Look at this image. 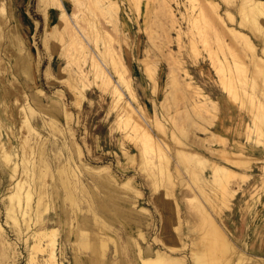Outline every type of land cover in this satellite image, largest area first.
<instances>
[{
  "label": "rangeland",
  "instance_id": "1",
  "mask_svg": "<svg viewBox=\"0 0 264 264\" xmlns=\"http://www.w3.org/2000/svg\"><path fill=\"white\" fill-rule=\"evenodd\" d=\"M209 3L0 0V264L43 260L31 236L36 219L28 228L18 208L13 219L7 216V194L19 173L33 192L45 186L40 211L58 229L65 264H112L116 258L118 264H141V247L154 252L144 257L162 251L175 258L157 264H242V251L264 264L258 256L264 253V17L251 20L249 0ZM20 8L26 35L14 23ZM214 9L252 38L262 63L255 67L245 34L230 39ZM64 11L82 39L65 25ZM22 56L32 63L37 58L38 69L20 68ZM97 65L112 83L95 73ZM125 100L152 137L124 119ZM246 146L258 155L247 153L243 166L228 160ZM4 147L14 149L20 164L14 175ZM62 164L91 190L87 195L78 188L74 205L65 198ZM215 164L234 171L220 176ZM238 208L245 217L240 236ZM217 227L230 237L229 250L215 235ZM80 228L106 238L104 259L82 247ZM239 237L258 240L260 248L245 249Z\"/></svg>",
  "mask_w": 264,
  "mask_h": 264
},
{
  "label": "bare ground",
  "instance_id": "2",
  "mask_svg": "<svg viewBox=\"0 0 264 264\" xmlns=\"http://www.w3.org/2000/svg\"><path fill=\"white\" fill-rule=\"evenodd\" d=\"M211 3V0H207ZM251 1L252 3V6L250 7L251 8V11L249 13L252 14L250 15L251 20L257 24V18L259 17V15L263 16L264 17V0H249ZM206 2V1H205ZM59 3V2H58ZM208 3V2H207ZM209 3V4H210ZM202 5L199 6V12L197 14V16L200 15H203L205 13V9H204V5L203 3H201ZM212 4V3H211ZM211 7V6H210ZM214 7V6H213ZM212 7V8H213ZM208 8V7H207ZM4 9V8H3ZM210 9V8H209ZM213 10V9H212ZM211 11V10H210ZM212 12V11H211ZM207 13V12H206ZM214 14L217 15V19L219 21V23L221 24L220 27H222L223 29H225L229 35H230V39H232V41H235V34L236 33H242L243 36H247V43L251 46L252 49L250 50H253V62H254V65L255 67L258 66V63L261 62L264 60L262 56L258 55L257 52H256V43L252 40V38H250V36L247 34V33H244L242 32L241 30L237 29V28H234L232 26H229L228 24H225V19L223 18L222 14H218V12L214 9ZM63 19H64V23L66 26L68 25H71V29H72V32L74 34L75 37H80L81 38V35H80V31L77 30L74 25H72V21L70 19V22H69V15L67 12H63ZM213 15V14H212ZM195 16V17H197ZM215 16V15H214ZM211 17V16H210ZM209 17V18H210ZM198 18V17H197ZM260 18V17H259ZM216 19V21H217ZM260 23V22H259ZM219 24V25H220ZM15 29V27L13 28ZM16 31V30H15ZM14 31V32H15ZM11 32V31H10ZM226 32V33H227ZM245 34V35H244ZM12 35H14L12 33ZM18 35V34H17ZM73 36V35H72ZM242 36V37H243ZM15 37V36H14ZM244 38V37H243ZM13 39V37H12ZM82 39V38H81ZM237 40V39H236ZM14 41V40H13ZM22 41V40H21ZM81 41V40H80ZM18 42V41H17ZM13 45V44H12ZM80 46L81 47H84V43L81 41L80 42ZM24 49V48H23ZM82 49V48H81ZM17 51V50H16ZM14 52V51H13ZM252 51H250L251 53ZM85 53V52H84ZM23 54V53H22ZM262 54L264 55V45L262 47ZM27 57H21L19 58V64L18 66L20 68H22L24 71L26 72H29L30 71V68L33 67V65L36 67V69H38V59L35 58L33 60V63L30 59H26ZM252 58V56H251ZM86 59V58H85ZM263 59V60H262ZM94 62V61H93ZM115 62V61H114ZM264 63V62H263ZM97 64V63H96ZM224 65V63H222ZM220 66L221 65V62H220ZM229 66V65H228ZM80 67V66H79ZM260 67V66H259ZM264 67V66H263ZM96 71L95 73L101 77V79L103 80L104 83H108L110 81V76H108L107 74H105L106 72L103 70L101 71L100 68H99V65H97L96 67ZM262 68V66H261ZM224 69V68H223ZM254 69V67H253ZM15 70V69H14ZM235 70V69H234ZM262 70V69H261ZM264 71V68L263 70ZM105 72V73H104ZM254 72V78L257 76L258 77V74H257V71H253ZM252 72V73H253ZM224 76V75H223ZM225 79V77H223ZM232 79V78H231ZM32 80V79H31ZM259 81V80H258ZM110 83H112V81H110ZM248 83V82H247ZM129 85V84H128ZM117 86V85H116ZM115 87V86H114ZM38 92H41V88L39 87V85L36 86ZM131 88V87H130ZM117 89H118V86H117ZM116 89V90H117ZM84 90V89H83ZM132 90V89H130ZM118 91V90H117ZM121 91V90H120ZM83 91H81L80 93L83 95L82 93ZM116 92L113 90V93ZM131 92V91H130ZM79 93V92H78ZM79 93V94H80ZM115 94H119V93H115ZM133 95V98H135V95L133 94V92L131 93ZM245 94V93H244ZM131 95V96H132ZM114 96V95H113ZM119 96H122V94H119ZM247 96V95H246ZM16 99V98H15ZM119 98H117L118 100ZM134 100V99H133ZM136 100V98H135ZM120 101V100H119ZM133 102V101H132ZM124 105L122 106L123 107V110H124V113H125V116L126 118V121H132L131 123H133L135 126H139L143 132H145L148 136L152 137V133H151V129H150V126L148 125V123L145 121V119L143 118V116L141 114L138 113V110L136 109V107L134 105H132L131 103L127 102L125 100V102L123 103ZM21 106V105H20ZM262 106V105H261ZM22 107V106H21ZM259 107V106H258ZM20 108V107H19ZM24 108V107H23ZM22 108V109H23ZM262 108V107H261ZM260 109V108H259ZM25 110V109H24ZM122 110V109H121ZM120 110V111H121ZM122 110V112H123ZM254 110V109H253ZM29 111V110H28ZM251 111V110H250ZM262 111V110H261ZM24 112V111H23ZM35 112V111H34ZM249 112V111H248ZM254 111H252L253 113ZM257 112V111H256ZM255 112V113H256ZM36 113V112H35ZM262 113H264V110L262 111ZM254 114V113H253ZM257 114V113H256ZM255 114V115H256ZM252 115V114H251ZM258 115V114H257ZM26 116L28 117L29 115L25 114V120H24V126H27L29 129H30V132L33 131L31 130V124L29 123L28 124V121L26 119ZM259 116V115H258ZM260 118V117H259ZM252 120H253V117H252ZM259 121V120H258ZM45 122V121H44ZM260 125V124H259ZM263 125V124H262ZM134 126V127H135ZM255 127V125H254ZM261 127V126H260ZM263 128H264V125H263ZM258 130V128H257ZM264 130V129H263ZM261 133V132H260ZM261 136V135H260ZM28 138V137H27ZM1 143V142H0ZM152 145V144H151ZM13 147V146H12ZM11 147V148H12ZM10 149V148H9ZM3 154H5L6 158L8 157L9 160H11L12 162H10L12 165H11V169L13 170V175H14V169L16 170L17 167L20 165L18 161H16L14 159V149H11L10 151H7L4 147V150H3ZM42 153V152H41ZM227 153V152H226ZM225 154H221L222 157H224ZM167 155V154H166ZM26 157V156H25ZM228 157V160H231L232 162L234 163H237L236 161H239V165H244L245 161H246V155L240 151H234L231 153L230 156H227ZM42 158V157H41ZM225 158V157H224ZM237 159V160H236ZM26 160L25 162L27 163V159H24V156H23V161ZM72 160V159H71ZM227 160V159H226ZM7 161V160H6ZM8 163V161H7ZM43 163L45 165L46 162L43 161ZM236 164V166H237ZM44 165V166H45ZM216 165V168H215V171L218 175L222 176L224 175V172H233L234 169L231 167V166H227V165H224V164H215ZM235 165V164H234ZM239 167V166H238ZM29 168V167H28ZM58 171H59V176H60V179H61V182L62 184L64 185V190H65V198L70 200L73 205L76 203V200L78 201L77 199V195H76V192L78 190V188H80V191H85L84 193L85 194H89L91 192L90 189H88V186L86 183H82V181L79 182L75 180L76 178V175H78L77 171L69 164H62L59 166L58 168ZM214 171V170H213ZM35 173V169L33 167V171ZM31 172V174H32ZM101 172V171H100ZM99 172V173H100ZM107 172V171H106ZM97 173V172H96ZM98 173V175H100ZM104 173V172H103ZM105 174V173H104ZM215 174V173H214ZM16 175V174H15ZM22 175V174H21ZM35 175V174H34ZM106 175V174H105ZM80 176V175H79ZM79 176H77V178L79 179ZM101 178V177H99ZM81 179V178H80ZM109 179V178H108ZM16 182L14 183L13 186H11L9 189L11 190V192H8L7 194V197L9 198V200L11 201V203L7 206V216L9 218H14V215L17 214V208L20 210L21 212V216H22V220H24V223L28 224V228H30V225H29V222H32L36 219V222H38V224L36 222V227L35 229H31L32 230V234L31 236L33 238L36 239V242L38 241V246L39 248L41 249V251L43 252V260H42V264H65V262L63 261L64 258L66 257L65 256V247H64V244L63 243H58V229L56 227H51L50 224L48 225V221H49V218L47 220V218L43 217V215L41 214L42 212L40 211V205L42 204V200L44 198V195L47 193V190L45 189V186L41 185L38 189L36 188L34 191L36 192V194H38V199L35 201V192H33V188L30 189L26 186V181L21 177L20 178V173L18 174L16 180ZM11 185V184H10ZM125 186L127 185V183L124 184ZM101 186V185H100ZM127 190V189H126ZM86 195V196H87ZM234 196V195H233ZM131 197V196H130ZM16 198V200H15ZM62 198V197H61ZM9 201V202H10ZM36 202V205L34 204ZM95 204V203H94ZM91 205V203H90ZM36 207V209H35ZM69 209V207H68ZM35 210V217H33V211ZM101 217V216H100ZM59 219V218H58ZM73 220H76L73 219ZM209 220H211L209 218ZM18 221V220H17ZM82 221V220H81ZM84 221V220H83ZM82 221V222H83ZM100 222V221H99ZM211 222V221H210ZM212 223V222H211ZM81 224V223H80ZM84 224V223H83ZM215 224V223H214ZM3 225L2 223L0 222V234H1V231L3 230ZM211 227H216V226H212ZM210 227V233H211V229ZM72 229V227L70 228ZM80 232L83 233V236H84V241L81 240V245L82 247L84 248H91L94 252H98L99 253V256H97L96 260L99 259H104L105 257V249H107V240L106 238L102 237V235L100 234L99 231H95V230H92V229H86V228H80ZM28 230V229H27ZM30 230V231H31ZM77 232V231H76ZM78 234V233H77ZM76 234V240H75V243L77 241H79V238H78V235ZM69 235V234H68ZM215 235H217L219 238V242L222 244V246L225 248V249H228L229 250V247L231 246V240H230V237L228 236L227 232L225 230H223L222 228H219L217 227L215 229ZM105 236V235H104ZM211 236H212V233H211ZM111 239V238H110ZM213 239V238H212ZM216 239V238H215ZM70 240V239H69ZM74 240V239H73ZM112 240V239H111ZM214 240V239H213ZM217 240V239H216ZM65 242V241H64ZM66 242H69V241H66ZM215 242V241H214ZM70 244H71V241H70ZM219 244V243H218ZM220 244V245H221ZM233 244V243H232ZM235 244V243H234ZM213 246V245H212ZM233 246V245H232ZM235 246V245H234ZM68 247V245H67ZM66 247V248H67ZM209 250L212 251V248L211 246H209ZM206 249V250H207ZM231 249V248H230ZM233 250V249H232ZM210 251V252H211ZM141 256H143L141 258V264H157L159 261L160 262H166L168 263L171 259H174L175 258L172 256H168V254H165L164 252L162 251H157L156 252V255L154 256H146L144 257L145 254L147 255H153L154 252H151L149 249L147 250H144V248L141 247ZM236 252V251H235ZM212 253V252H211ZM60 254H61V257H60ZM199 254V253H198ZM201 254V253H200ZM203 254V253H202ZM67 255V254H66ZM130 255V254H129ZM133 255V253H132ZM205 255V254H204ZM199 256V255H198ZM203 256V255H201ZM240 262L244 261L242 264H254L256 262V260L258 258H254V256L252 257L250 254H247L246 252L242 251L240 253ZM81 258V257H80ZM84 258V257H83ZM132 258V257H131ZM200 257H198V260H199ZM111 259V258H110ZM203 259V258H202ZM31 260V259H30ZM73 260V259H72ZM84 260V259H83ZM117 258L115 260H113V263L112 264H118V262L116 261ZM133 260V259H132ZM263 260V259H262ZM261 260V261H262ZM201 262V261H200ZM205 262V261H204ZM258 262H259V259H258ZM85 263V262H84ZM239 263V262H238ZM257 264V263H256Z\"/></svg>",
  "mask_w": 264,
  "mask_h": 264
},
{
  "label": "crops",
  "instance_id": "3",
  "mask_svg": "<svg viewBox=\"0 0 264 264\" xmlns=\"http://www.w3.org/2000/svg\"><path fill=\"white\" fill-rule=\"evenodd\" d=\"M21 15V8L20 10H18L17 12L14 11V23L17 25L18 29L21 31V33L23 35H26V27L22 21V17L20 16ZM237 150L235 151H240V152H243L245 153V155H247V153L249 154H254V155H258L256 151H254V149H251L249 148V146H246L245 148H236ZM240 193V192H239ZM238 193V194H239ZM240 208V207H239ZM238 208V212H237V215H236V220H235V228H236V232L238 234V236L240 235H243L244 234V229H243V224H244V221H245V217H244V214H243V211H241V209ZM240 243L243 245V247L245 249H259L260 248V243H258V240H255V239H252V240H248V239H244V237H239L238 238ZM150 247H145L144 250H147L149 249ZM261 251V250H259ZM259 254V253H257ZM258 256H264V253L261 252L260 255ZM264 258V257H263Z\"/></svg>",
  "mask_w": 264,
  "mask_h": 264
}]
</instances>
